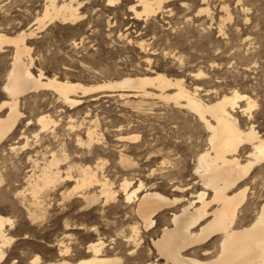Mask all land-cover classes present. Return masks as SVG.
<instances>
[{
    "label": "rangeland",
    "instance_id": "obj_1",
    "mask_svg": "<svg viewBox=\"0 0 264 264\" xmlns=\"http://www.w3.org/2000/svg\"><path fill=\"white\" fill-rule=\"evenodd\" d=\"M134 1L118 0V4L108 5L106 0H81L80 11L85 17L79 23L54 22L41 32L35 30L34 37L27 40L34 58L32 72L37 75L42 71L48 77L83 84L160 72L171 79H181L185 88L196 89L206 102L237 90L258 104L251 111L252 119L236 113L241 126L247 128L252 122L264 137V3L257 8L250 2L251 9L242 12L236 0H208L209 14L199 15V8L206 7L202 0H175L157 14L137 20L132 17L130 7L136 6L137 10L141 7ZM221 1L229 2L233 20L222 22L225 34L220 36L216 28L220 19L226 17ZM42 8L44 0H0V32L14 36L30 27L36 28ZM12 56V47L0 53V103L7 99L3 84ZM140 101L142 106L135 108L134 103ZM81 102L79 107L70 109L50 90L20 99L24 117L0 144V213L12 220V228L7 229L16 238L7 248L3 264H10L13 259L18 260L16 264H27L36 253L43 262L53 261L57 258L59 239L70 242L77 251L99 237L107 244L106 255L120 256L125 264H144L154 257L148 254L149 248H153L152 238L160 235L164 225H171L170 218L177 208L158 214L152 230L146 231L140 224L142 248L129 256L131 246H126L122 237L130 235L131 226L140 222L132 211L135 202H126L121 183L125 179L134 186L142 182V190L159 191L169 198L183 196V203L204 189L195 164L201 151L209 147V133L188 110H178L173 102L154 97L122 99L118 92L88 94ZM6 114L7 110L1 112L3 118ZM42 114H50L55 121L46 131L36 121ZM28 120H32L29 125ZM89 129L94 132L96 144L80 147L76 140L83 137L86 141ZM121 136L139 138L121 139ZM26 142L28 149L22 151L20 146ZM12 146L18 148L14 151ZM248 148L240 151L242 160L246 159ZM51 152L60 156L67 153L70 162L77 165L95 167L100 162L103 169L99 177L107 179L117 190L116 201L103 205L99 200L94 206H84L77 195L64 198L63 191L75 184L71 181L48 190L43 215L32 221L19 193L27 187V177L39 170L34 169L36 163L32 161L35 159L43 166V160L50 158ZM238 186L250 190L239 210L237 228L251 223L264 203V161ZM96 189L91 191L97 193ZM207 192L211 196V191ZM66 221L83 229L68 230ZM67 233L72 235L69 239L64 237ZM219 239L220 235L213 236L202 249L215 255Z\"/></svg>",
    "mask_w": 264,
    "mask_h": 264
},
{
    "label": "bare ground",
    "instance_id": "obj_2",
    "mask_svg": "<svg viewBox=\"0 0 264 264\" xmlns=\"http://www.w3.org/2000/svg\"><path fill=\"white\" fill-rule=\"evenodd\" d=\"M106 1L108 5H112L108 0ZM135 1L141 9L137 10L136 6H131L130 11L134 14L132 17L139 20L142 17L148 18L157 14L175 0ZM236 1V6L242 12H248L251 9V7L249 9L250 2L257 5V8H260L259 3H264V0ZM202 2L206 7H198L197 13L199 15L201 12L209 14L208 0H202ZM220 5L221 10L226 14L225 18L220 19L221 23L216 28L221 36L225 34L222 22L225 19L231 20L233 15L228 1H221ZM80 7H82L81 0H44L43 13L36 19V28L30 27L14 34V36L0 32V53L5 52L7 47L13 48L11 67L7 71L3 84V92L7 99L0 103V144L5 142L16 130L24 117L19 103L22 97L24 98L30 93L50 90L70 109L79 107L83 102H81L82 97L92 93L111 95L118 92L122 99L139 96L171 101L174 103V108L186 109L195 115L209 133V147L201 151L197 157V164H195V172L204 189L199 190L194 199H188L186 203H183V196L169 198L159 191L142 190V182L134 186L133 182L125 179L121 183L120 190L123 191L127 203L135 202L132 211L139 219L137 222H140L131 226L130 235L123 234L122 242L126 246H131L127 255L134 256L142 248L141 227L146 231L152 230L156 227L158 214L169 208H177L170 218L171 225H164L160 235L152 238L153 248H149L148 254H154V257L144 264H264V203L251 223L246 226L239 224L241 227L238 226V228L236 226L238 225L236 223L237 216L240 214L239 210L247 200V190H250L247 186L238 185L251 175L258 164L264 161V137L260 135L252 122L247 128H243L236 116V113L240 112L246 117L248 116V120L254 118L252 109L249 110V102L251 101L257 106L255 99L234 90L206 102L197 94L196 89L190 91L185 88L181 79H171L160 72L153 75H123L118 79H107L95 84H83L67 79L60 80L57 76L48 77L42 71L35 75L32 72L34 66V58L31 55L32 47L27 40L34 37L35 30L41 32L54 22L70 25L79 23L85 17V14L80 11ZM170 90L173 91L170 92ZM236 93L247 99H236ZM142 102H135V106H133L140 107ZM4 110H7V114L3 118L1 112ZM36 121L43 131H46L51 123L55 124L50 114H42L37 117ZM31 123L32 120L27 121V125ZM137 137L121 136V139H137ZM82 138L78 137L76 140L80 147L89 148L95 143L94 132L90 129L86 141ZM28 145L26 142L20 146V149L25 151L28 149ZM246 147H249V150L244 157L246 159L242 160L239 153ZM16 148L18 147H11L14 151ZM69 158L67 153L60 156L51 152L50 158L43 160V166L38 165L35 159L32 161L36 163V166H33L34 169L37 167L39 170L27 175L25 180L27 187L19 193L23 196L24 207L26 206L24 210L28 211L27 215L32 218V221L39 215H43L48 190L71 181L75 184L63 191L64 198L77 195L75 197L84 206H94L99 200L104 203L103 205H109L116 201L117 190L113 189L107 179L99 177V172L103 169L100 162L95 164V167H91L90 165L74 164L70 162ZM29 160L31 159L29 158ZM63 163H65L64 168L61 166ZM92 188H97L99 191L96 189L97 193H93ZM207 190L211 191V196ZM16 194L18 195V192ZM17 195L16 197H18ZM12 224L9 217L0 213V264H3L7 259V248L16 241V238L8 232L12 228ZM70 224L66 221L65 228L68 230L83 229L82 226H70ZM8 226H10L9 229H7ZM215 235H220L218 251L211 256L210 250L202 249V247ZM68 236L72 235L67 233L64 237L68 238ZM111 239L114 240V237ZM112 243L114 242L112 241ZM57 246L58 254L55 260L43 262L36 253L27 264H125L122 257L105 254L107 244L101 237L77 251L65 239H59ZM84 254H88V256L82 257ZM76 256L81 257L74 260ZM16 262L18 260L13 259L10 264H16Z\"/></svg>",
    "mask_w": 264,
    "mask_h": 264
},
{
    "label": "snow or ice",
    "instance_id": "obj_3",
    "mask_svg": "<svg viewBox=\"0 0 264 264\" xmlns=\"http://www.w3.org/2000/svg\"><path fill=\"white\" fill-rule=\"evenodd\" d=\"M109 4H114L117 0H108ZM236 99H247L246 97L239 96L238 93L235 94ZM256 108V105L253 102H249V110Z\"/></svg>",
    "mask_w": 264,
    "mask_h": 264
}]
</instances>
